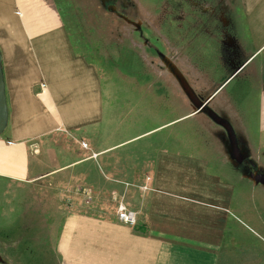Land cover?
<instances>
[{
    "label": "crops",
    "instance_id": "crops-1",
    "mask_svg": "<svg viewBox=\"0 0 264 264\" xmlns=\"http://www.w3.org/2000/svg\"><path fill=\"white\" fill-rule=\"evenodd\" d=\"M0 55V182L50 197L41 237L52 264H264V218L257 225L241 209L264 184L224 172L210 149L162 132L182 117L150 125L134 104L109 101L54 0H0ZM199 74L212 89L206 102L221 92L243 136L264 145V0L199 18ZM118 201L135 213L134 225L116 218ZM0 251L16 258L13 244Z\"/></svg>",
    "mask_w": 264,
    "mask_h": 264
},
{
    "label": "rangeland",
    "instance_id": "rangeland-1",
    "mask_svg": "<svg viewBox=\"0 0 264 264\" xmlns=\"http://www.w3.org/2000/svg\"><path fill=\"white\" fill-rule=\"evenodd\" d=\"M234 1L54 0L74 49L94 65L109 101L118 95L125 104H134L150 125L182 117L162 132L182 138L196 151L199 145L210 149L224 172L246 181L264 174V145L243 136V126L234 121L221 92L206 102L211 86L199 80V18L218 16L223 4ZM211 116L230 126L235 157L226 129ZM14 185L0 182V214L12 211L0 218L7 233L0 244H13L16 258L8 260L0 251V264H52L41 237L50 229V197H36L37 186ZM241 209L258 225L259 217L264 218V190L252 189ZM23 249L29 259L22 258Z\"/></svg>",
    "mask_w": 264,
    "mask_h": 264
},
{
    "label": "water",
    "instance_id": "water-1",
    "mask_svg": "<svg viewBox=\"0 0 264 264\" xmlns=\"http://www.w3.org/2000/svg\"><path fill=\"white\" fill-rule=\"evenodd\" d=\"M212 117V116H211ZM215 121L219 122L223 127L226 124L227 128L224 127L227 131V135L229 138V142L232 148L231 154L232 156H236L238 153L235 149V146H233L234 140L231 132L230 126L225 122H220L219 117L215 116L212 117ZM6 120H7V109H6V102H5V94H4V83H3V77H2V69H1V55H0V133L3 131V129L6 126ZM224 123V124H223ZM255 181L264 184V174H258L253 178Z\"/></svg>",
    "mask_w": 264,
    "mask_h": 264
},
{
    "label": "built area",
    "instance_id": "built-area-1",
    "mask_svg": "<svg viewBox=\"0 0 264 264\" xmlns=\"http://www.w3.org/2000/svg\"><path fill=\"white\" fill-rule=\"evenodd\" d=\"M82 145H84V143H82ZM82 195L87 196L88 191L82 189L80 190ZM87 200V199H86ZM115 214H116V218L121 221L122 223H125L129 226H132L135 224L136 222V216L135 213L127 208H125V206L118 201L116 204V208H115Z\"/></svg>",
    "mask_w": 264,
    "mask_h": 264
},
{
    "label": "bare ground",
    "instance_id": "bare-ground-1",
    "mask_svg": "<svg viewBox=\"0 0 264 264\" xmlns=\"http://www.w3.org/2000/svg\"><path fill=\"white\" fill-rule=\"evenodd\" d=\"M224 125H225L224 127H226V128H227L226 124H224Z\"/></svg>",
    "mask_w": 264,
    "mask_h": 264
}]
</instances>
